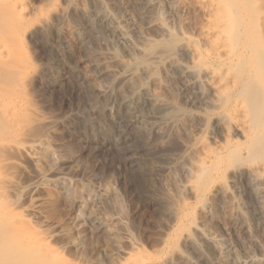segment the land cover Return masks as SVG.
<instances>
[{"label": "bare ground", "instance_id": "1", "mask_svg": "<svg viewBox=\"0 0 264 264\" xmlns=\"http://www.w3.org/2000/svg\"><path fill=\"white\" fill-rule=\"evenodd\" d=\"M163 1L161 9L154 0H0V264H214L219 248L211 228L245 232L250 215L264 233L260 0ZM125 5L139 11L137 21L154 38L131 39L114 13ZM109 38L128 61L117 44L119 51L104 52ZM121 83L127 95L117 92ZM56 105L60 120L45 113ZM87 121L97 126L90 142L101 138L119 166L140 168L147 180L148 207L168 221L155 253L92 247L60 224L34 231L10 214L7 198L46 179L38 166L54 156L49 138ZM22 159L35 173L26 187L9 173ZM122 182L99 195L113 199L126 218ZM57 184L78 203L77 224L90 191L76 192L70 177ZM109 236L115 244L119 235ZM55 237L64 244L52 246Z\"/></svg>", "mask_w": 264, "mask_h": 264}, {"label": "rangeland", "instance_id": "2", "mask_svg": "<svg viewBox=\"0 0 264 264\" xmlns=\"http://www.w3.org/2000/svg\"><path fill=\"white\" fill-rule=\"evenodd\" d=\"M154 1L158 2L157 7L159 4L160 8L162 7L161 9H163V0ZM260 3L264 11V0H260ZM161 9L158 8L159 11ZM137 12L139 11L135 7L125 5L122 10L114 13L123 26L125 25L124 27L131 34V39L134 42H139L143 35L148 38H154L153 31H148L143 22L137 21L139 20ZM175 25L177 31L189 30L183 26ZM177 26L183 29H179ZM109 39L108 45L111 48L108 46L104 52L107 53L118 45L117 48L120 51L117 48L116 50L119 51L121 58H124L123 60L126 59L128 61L129 58L119 48V43L116 42L117 39ZM110 42H112L113 46ZM107 58H105V61L110 63V57L109 59ZM61 76L60 74H56L57 79ZM117 87V92L120 95H127V83L118 84ZM65 93L69 92L66 90L62 91V94ZM51 97L52 95H47L48 99H51ZM41 103L40 106H43ZM54 107H45L48 110L45 113L49 112L47 114L48 116L50 115L49 117L60 120V109L56 105L54 111ZM45 108H43L44 111ZM50 109L54 112H51ZM73 109L76 110L75 113L78 111L76 107H73ZM71 113L69 111V114ZM87 115L85 116L88 117ZM103 127L109 131V127L106 124ZM94 128H97V126ZM94 128L88 124V121L83 123V128L67 124L66 129L68 130L65 128L60 129V131H66H63L64 133L61 131L60 134L57 133L49 138V140L51 139L50 142H52L51 147L54 151V156L50 160H42L38 166L39 171L37 170L39 173L45 175L46 179L33 191L24 188L19 190L15 196L7 198L8 203L13 202L14 204L9 208L10 214L27 223L34 231H40L44 228L50 231L54 224V227L60 224L59 228L62 227L65 231H70L74 236L84 237L86 242H89L88 244L91 243L92 247L107 243L113 244L114 248L116 246L119 247L125 253L141 252L153 254L159 246L160 240L165 238L168 233L166 230L168 221L160 218L156 211L148 207L144 197L147 180L143 178L141 169L132 170L119 166V160L114 152L99 145V142H102L101 138L99 139L98 137L95 142H90L89 136H92L91 133H93ZM208 137L207 134L203 137L204 143L209 142ZM61 138L63 139L61 140ZM12 166L9 173L15 180L17 179L18 183L26 187L35 181V173L30 168L26 159L15 160ZM68 177H70L76 192H79L82 187L90 191V195L86 193L84 197L81 220L77 224L75 222H77L78 203L72 198L73 196H65L57 184L60 179ZM121 179L123 181L121 194L129 205V217L126 218L118 215L113 199L99 195V193H103L108 184H118ZM131 196H134V198L130 199ZM186 198L188 197L184 196L183 199ZM43 200H46V203L37 210L39 212H29L30 209L37 207ZM239 200L241 203L243 202L242 198ZM239 200L238 202H240ZM246 215L249 214L247 213ZM220 216L225 217L224 215ZM221 217L220 219H223ZM246 217L249 223L248 231H245L247 234L238 230H234V232L232 229H229L230 231L224 229L223 231L222 228L220 230L216 226L215 229L211 228L213 229L211 230V234L219 248V252L212 256L214 264H264V233L258 228V224L253 221L250 215ZM224 219L221 220L223 223L226 220ZM47 226H50V228H47ZM111 230L117 231L119 235L115 244L109 236ZM55 238L50 243L52 246L64 244L61 242L63 241L61 237ZM64 254L65 257L73 259L69 252L66 251ZM123 256L120 258L121 262H124V258H126V256L124 258Z\"/></svg>", "mask_w": 264, "mask_h": 264}]
</instances>
